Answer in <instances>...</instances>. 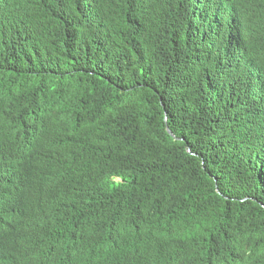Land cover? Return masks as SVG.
<instances>
[{
    "label": "trees",
    "instance_id": "1",
    "mask_svg": "<svg viewBox=\"0 0 264 264\" xmlns=\"http://www.w3.org/2000/svg\"><path fill=\"white\" fill-rule=\"evenodd\" d=\"M223 4L0 0V264H264V15Z\"/></svg>",
    "mask_w": 264,
    "mask_h": 264
},
{
    "label": "clouds",
    "instance_id": "2",
    "mask_svg": "<svg viewBox=\"0 0 264 264\" xmlns=\"http://www.w3.org/2000/svg\"><path fill=\"white\" fill-rule=\"evenodd\" d=\"M224 2L223 7L225 8V12L233 19L235 20L241 27H248L253 26L255 18H257L259 12L263 11L264 15V0H222ZM247 40H259L258 35L255 34L253 31V28L250 30V35L246 37ZM58 223L56 225V230H63L65 229L69 223L72 221V219L68 217L57 219ZM54 223L49 222L44 224V228L41 224V228L39 230V233L41 234H47V240L49 236L51 235V232L53 233V228H51V225ZM31 236H23L21 238V254L17 257V260H19V263H27V264H34L36 263L39 257H36L39 253L34 251L35 245L32 246L31 250ZM52 238V237H51ZM50 238L48 244L51 249V242L52 239ZM44 240V241H45ZM40 242L43 244V242ZM61 264V263H59Z\"/></svg>",
    "mask_w": 264,
    "mask_h": 264
},
{
    "label": "water",
    "instance_id": "3",
    "mask_svg": "<svg viewBox=\"0 0 264 264\" xmlns=\"http://www.w3.org/2000/svg\"><path fill=\"white\" fill-rule=\"evenodd\" d=\"M168 131L170 132V134L174 135L173 132L168 128Z\"/></svg>",
    "mask_w": 264,
    "mask_h": 264
}]
</instances>
